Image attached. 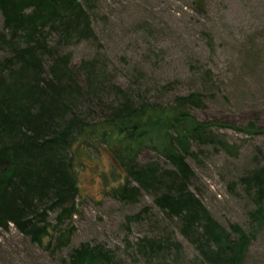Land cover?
<instances>
[{"label":"rangeland","instance_id":"rangeland-1","mask_svg":"<svg viewBox=\"0 0 264 264\" xmlns=\"http://www.w3.org/2000/svg\"><path fill=\"white\" fill-rule=\"evenodd\" d=\"M94 33L65 43L49 36L57 55L70 54L82 82L99 87L83 92L76 106L119 102L124 92L139 101L170 104L178 96L198 94L190 106L200 122L212 125L214 141L193 142L187 161L194 170L192 191L225 229L237 225L252 235L243 264H264V197L259 203L255 175L264 177V0H86ZM0 11V61L6 46ZM52 57L44 58L43 78ZM79 166L80 194L73 217L57 222L61 231L39 244L14 224L0 227V264H69L83 245L104 249L115 264H205L196 245L143 191L137 201L114 197L111 188L125 181L104 149ZM141 163H168L150 149ZM264 186V183H263ZM261 207L263 217L253 213ZM70 234L59 243L60 232Z\"/></svg>","mask_w":264,"mask_h":264},{"label":"trees","instance_id":"trees-1","mask_svg":"<svg viewBox=\"0 0 264 264\" xmlns=\"http://www.w3.org/2000/svg\"><path fill=\"white\" fill-rule=\"evenodd\" d=\"M85 1L0 0L11 52L0 61V227L14 224L42 244L51 229L59 230L49 220L51 211H59V223L77 212L79 166L104 149L125 174L111 188L114 197L134 202L143 191L153 192L162 210L180 218L181 232L205 264H243L252 235L237 225L228 232L190 187L195 173L187 156L193 142L215 140L209 131L216 123L200 122L190 111L198 94L163 104L124 92L119 102H98V109L76 106L84 87L88 94L99 87L76 78L70 54L57 55L49 36L56 33L68 44L88 39L94 27ZM45 57L52 61L43 78ZM249 128L264 132V126ZM143 149L155 151L169 167L141 163ZM255 180L262 203L264 177L256 174ZM253 216L263 217L261 207ZM60 234L59 243L67 244L71 232ZM103 250L83 244L69 264H115Z\"/></svg>","mask_w":264,"mask_h":264}]
</instances>
